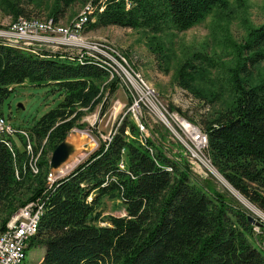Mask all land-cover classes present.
I'll list each match as a JSON object with an SVG mask.
<instances>
[{"label":"trees","instance_id":"16d2710c","mask_svg":"<svg viewBox=\"0 0 264 264\" xmlns=\"http://www.w3.org/2000/svg\"><path fill=\"white\" fill-rule=\"evenodd\" d=\"M75 1L54 0L49 17L59 22ZM227 1L93 0L94 21L87 28L118 25L148 30L156 38L198 25ZM0 8L14 20L34 16L22 0H0ZM33 50L0 38V116L6 99L25 81L54 85L63 99L31 129L11 124L13 135L0 131V232L15 212L35 201L43 212L27 250L45 248L40 264H264L248 209L211 178L196 174L187 154L169 157L130 115L50 184L53 151L75 128H86L85 116L104 100L107 105L122 80L103 59L71 60V51ZM238 52L229 80L231 102L202 120L206 152L230 185L264 210V80L254 84L252 72L264 60V23L251 29ZM210 60L194 54L177 77L204 107L219 99L216 90L204 91L200 84L207 73L196 63L211 65ZM105 198L119 201L126 215L105 214Z\"/></svg>","mask_w":264,"mask_h":264},{"label":"rangeland","instance_id":"374dc122","mask_svg":"<svg viewBox=\"0 0 264 264\" xmlns=\"http://www.w3.org/2000/svg\"><path fill=\"white\" fill-rule=\"evenodd\" d=\"M90 1L76 0L59 22L69 26ZM22 4L34 16L49 19L54 0H22ZM13 21V17L0 8V38L8 37ZM263 23L264 0H228L225 8L215 7L198 25L186 31H166L156 38L145 29L118 25L89 29L88 24L80 36L85 43L107 44L119 53L118 55L111 50L99 51L96 48H89L107 63V60H111L110 65L120 74L122 81L108 98L107 105L104 106V100L94 112L85 116L83 122L86 128H75L68 136L67 142L72 145L71 154H76V165L61 177L69 174L84 161L98 147L99 139L107 140L116 126L130 115L139 124L143 125L144 122L147 124L143 125L145 135L162 145L169 157L173 158L174 152L187 154L196 174L202 178H211L218 188L219 183L227 186L246 204L256 219L264 220V210L233 188L212 165L206 152V143L199 146L198 141L184 134L185 131L180 125L182 120H188L204 133L202 120L212 117L229 105L232 97V85L229 80L239 58L238 50L248 40L251 29ZM33 47L54 53L72 51L47 45ZM196 53L207 55L211 59V65L206 61L196 63L203 66L207 73L206 81L200 82L202 88L204 91L216 90L219 93L218 101L206 107L201 98L184 89L177 80L181 66ZM126 61L134 70L126 65ZM252 72L254 84L263 81L264 60L252 68ZM143 82L151 88L153 94L147 93ZM62 99L61 91L54 85H37L25 81L11 92L2 110L8 123L27 130L31 129L45 113L57 108ZM131 100L133 102H130ZM14 138L20 144L17 136ZM66 162L63 163V168ZM203 163L216 171L217 176L209 171L216 178L206 173ZM60 170L62 168L53 171L58 174ZM104 203L105 214L126 215L119 201L105 198ZM241 205L245 207L242 203ZM44 254V247H32L27 250V257L21 264H40Z\"/></svg>","mask_w":264,"mask_h":264},{"label":"built area","instance_id":"2783aa9c","mask_svg":"<svg viewBox=\"0 0 264 264\" xmlns=\"http://www.w3.org/2000/svg\"><path fill=\"white\" fill-rule=\"evenodd\" d=\"M93 11V0H91L85 6L84 10L81 12L79 17L74 20L69 26H64L60 22H55L51 18L45 19L35 16H19L11 24L6 41L11 45L21 47L47 45L54 46L56 47V49L65 48L66 50H72L73 52L71 51L69 57V59L71 60L75 59V57L79 60H82L87 56L99 58L96 54L92 52V50L89 49L90 47L93 49L96 48L99 51L111 50L119 55L117 51L113 50L111 46L107 44L96 42L85 43L83 41V38L80 36V34L84 31L85 27L91 21H94V18L92 16ZM36 50L38 49L34 48L33 51ZM122 58L126 60L124 57ZM107 61L109 65L110 63H112L111 60ZM121 62L124 63L122 60ZM126 65L132 68V66L127 61ZM143 83L144 86L147 88V93L151 94L152 92L153 94L151 88L146 85L145 82ZM139 126L141 131L144 132V126L142 124H139ZM182 129L183 131H185L183 127ZM0 131L5 134L13 135L16 132V129L13 128V126L6 121V118L4 116H0ZM20 133L28 137L27 131L20 130ZM184 134H186L187 137L191 138L186 131ZM196 136V139H200L203 144L206 143L207 145L206 134L202 133L200 129L199 133H197ZM27 148L29 150L32 149L30 142L28 143ZM34 171H38L36 166H34ZM62 175V170H60L58 174L51 170L48 174V182L51 184L58 178H60ZM42 212L43 204L40 202L33 201L28 203L26 206L20 208L17 212L12 215L6 225V228L2 232H0V264H21L26 259L28 242L30 238L38 231L39 221ZM257 221L258 223L254 224L255 242L260 248L264 249V220L257 219Z\"/></svg>","mask_w":264,"mask_h":264},{"label":"water","instance_id":"95a60500","mask_svg":"<svg viewBox=\"0 0 264 264\" xmlns=\"http://www.w3.org/2000/svg\"><path fill=\"white\" fill-rule=\"evenodd\" d=\"M4 39V38H3ZM5 40H7L5 38ZM68 139V138H67ZM67 139H65L62 143H60L56 149L53 151L51 158H50V167L51 170H56L61 168V166L63 165V163H65L69 157L71 156V152H72V145L68 144ZM204 170L206 171V173L212 174L209 172L208 169L204 168ZM212 176L214 178H216V176L214 174H212ZM220 188L225 191L228 192L232 197H234L236 200H239L244 206L245 208H247L249 210V208L246 206V204L241 201L227 186L219 183ZM249 218L252 220L253 223H258L256 217H254L251 213V211L249 210V214H248Z\"/></svg>","mask_w":264,"mask_h":264},{"label":"bare ground","instance_id":"6f19581e","mask_svg":"<svg viewBox=\"0 0 264 264\" xmlns=\"http://www.w3.org/2000/svg\"><path fill=\"white\" fill-rule=\"evenodd\" d=\"M181 125L182 127L185 129V131L187 132V134L190 136V137H193V139L198 143L199 146L203 145V142L200 140V139H196V134L199 133V128H197L196 126L194 125H191L189 122H187L186 120H182L181 121ZM181 127V128H182ZM75 156L76 154H71V156L69 157L68 161L66 162V166H64V168L61 166L62 168V174L66 173L67 171H69L73 166L76 165V162H75ZM73 159V160H72ZM78 160V159H77ZM76 160V161H77ZM78 162V161H77ZM203 167H205L206 169H209L210 167L206 164V163H203ZM210 172L216 174V176L218 175L216 173V171H214L212 168L209 169ZM228 183V182H227ZM229 184V183H228ZM238 197V196H237ZM263 215V214H262ZM260 217V216H259ZM264 217V215H263Z\"/></svg>","mask_w":264,"mask_h":264}]
</instances>
